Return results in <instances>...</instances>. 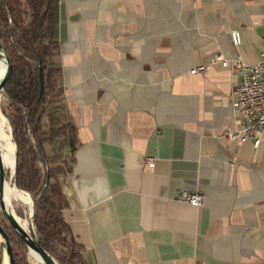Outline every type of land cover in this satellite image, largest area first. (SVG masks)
Returning <instances> with one entry per match:
<instances>
[{
    "label": "crops",
    "instance_id": "crops-1",
    "mask_svg": "<svg viewBox=\"0 0 264 264\" xmlns=\"http://www.w3.org/2000/svg\"><path fill=\"white\" fill-rule=\"evenodd\" d=\"M262 36L264 0H59L78 142L62 216L86 264H264V131L257 149L224 139L240 78L190 73L217 55L256 63Z\"/></svg>",
    "mask_w": 264,
    "mask_h": 264
},
{
    "label": "trees",
    "instance_id": "trees-1",
    "mask_svg": "<svg viewBox=\"0 0 264 264\" xmlns=\"http://www.w3.org/2000/svg\"><path fill=\"white\" fill-rule=\"evenodd\" d=\"M58 3L59 0H0V43L12 63L1 95L8 104L9 113L4 115L17 155L15 186L34 204L33 228L42 249L58 264H86L83 249L70 238L62 216L66 200L60 177L71 172L78 142L77 130L66 119L63 104ZM13 162L5 166L7 181ZM13 207L21 221L29 219L26 202H13ZM0 223L12 248L27 249L11 227Z\"/></svg>",
    "mask_w": 264,
    "mask_h": 264
},
{
    "label": "built area",
    "instance_id": "built-area-1",
    "mask_svg": "<svg viewBox=\"0 0 264 264\" xmlns=\"http://www.w3.org/2000/svg\"><path fill=\"white\" fill-rule=\"evenodd\" d=\"M234 47L241 44L238 31L230 34ZM219 64L235 73L239 78V84L235 88L238 99L234 107L238 113V129H227L223 133L224 139L231 142L250 143L254 149L260 144V133L264 131V36H262V49L259 59L254 64H246L240 56L225 59L220 55L214 56L208 66H199L191 70V74L205 72L212 65ZM146 168L153 166V159L146 158ZM179 201L193 207H199L203 203V196L198 193L181 192L177 195Z\"/></svg>",
    "mask_w": 264,
    "mask_h": 264
},
{
    "label": "water",
    "instance_id": "water-1",
    "mask_svg": "<svg viewBox=\"0 0 264 264\" xmlns=\"http://www.w3.org/2000/svg\"><path fill=\"white\" fill-rule=\"evenodd\" d=\"M0 51L3 53L5 62H6V70L3 76L0 79V93L3 91L5 84L7 83L9 76L11 74L12 70V63L11 60L9 59L8 55L6 54L3 45L0 43ZM43 93V78L40 73L39 76V96H41ZM15 158V163H14V170L13 173L10 175L9 178V183L15 186V174L17 170V155L15 153L14 155ZM7 168L2 165V162L0 160V213L2 214L3 217L6 218L9 226L11 229L15 232V234L20 238V240L25 244L29 254L31 252L35 253L38 255V257L41 260L42 264H58L47 252H45L36 235L34 232L33 228V219H34V214H35V209H34V204L31 202L30 204V210H29V224L27 227V230H25L19 221H17V217L14 214V210L12 209V214H9L7 211V208L5 207V200L3 198V185L6 181L5 176H4V171ZM48 184V178L46 179V185ZM17 189V188H16ZM0 242L3 246V251H4V256L6 259L7 264H16L15 257L13 254V248L12 245L9 241L7 232L5 231V228L3 225L0 223Z\"/></svg>",
    "mask_w": 264,
    "mask_h": 264
},
{
    "label": "bare ground",
    "instance_id": "bare-ground-1",
    "mask_svg": "<svg viewBox=\"0 0 264 264\" xmlns=\"http://www.w3.org/2000/svg\"><path fill=\"white\" fill-rule=\"evenodd\" d=\"M5 70H6V62H5L3 53L0 51V79L3 76V74L5 73ZM0 149L2 151V156H1L0 160H1L3 166H6V165H8L14 161L13 164L9 167V172L11 175L13 173V170H14L15 148H14V143H13L12 138H11V130H10V128H8V130H7V120L4 117V115L1 113V111H0ZM2 192H3V198L5 200V207L7 208V211L9 214H12V209H13V206L11 204L12 200L18 201V200H20L21 197L27 201V203H28L27 205H28V208L30 210L31 201L28 197V194H26L20 190H17L13 186H9L6 183H4V185H3V191ZM14 214H15V212H14ZM15 216H16V214H15ZM17 221H19L21 226L25 230H27V227L29 224L28 221H27V227H26L25 223L23 224L18 217H17ZM30 254H32L34 256L33 259L36 262V264H42L41 260L37 254H35L33 252H31Z\"/></svg>",
    "mask_w": 264,
    "mask_h": 264
},
{
    "label": "rangeland",
    "instance_id": "rangeland-1",
    "mask_svg": "<svg viewBox=\"0 0 264 264\" xmlns=\"http://www.w3.org/2000/svg\"><path fill=\"white\" fill-rule=\"evenodd\" d=\"M1 94H2V92L0 93V111L4 115L6 113H9V110H8V104L5 101V99L2 97ZM4 117H5V115H4ZM7 123H8V119H7ZM8 128H9V126H8ZM1 156H2V151L0 149V158H1ZM6 182L9 184V180L8 181L6 180ZM29 199L32 202V200H31L30 197H29ZM13 202H17L19 204L20 203H24V202L27 203V201L24 198H22V197L18 201L12 200V202H11L12 206H13ZM13 209H14V207H13ZM27 221L29 222V219ZM27 221L25 220V221H21V222L23 224L25 223V225L27 227ZM0 222H2L6 227H10L5 217L1 216L0 217ZM13 252H14L13 254L15 255L16 264H36V262L33 259V255L32 254H29V252H28L27 249H22L19 246H15L13 248ZM3 264H7L6 259H5V256H4V251H3Z\"/></svg>",
    "mask_w": 264,
    "mask_h": 264
}]
</instances>
